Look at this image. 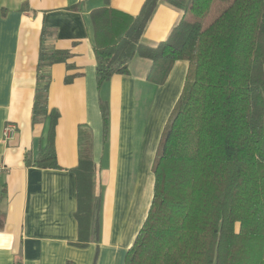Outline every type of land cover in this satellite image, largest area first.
<instances>
[{"label": "trees", "instance_id": "obj_1", "mask_svg": "<svg viewBox=\"0 0 264 264\" xmlns=\"http://www.w3.org/2000/svg\"><path fill=\"white\" fill-rule=\"evenodd\" d=\"M159 1L144 0L131 15L105 0L90 13L98 86L129 74L134 57L151 61L157 84L176 61L187 62L151 164L152 198L124 264H264V0H162L181 17L164 40L148 45L141 37ZM48 35L41 30L31 107L32 125L46 122L47 131L37 156L24 162L56 168L59 112L47 102L48 68L70 53L45 49ZM87 149L72 168L77 247L99 238L101 199Z\"/></svg>", "mask_w": 264, "mask_h": 264}, {"label": "crops", "instance_id": "obj_2", "mask_svg": "<svg viewBox=\"0 0 264 264\" xmlns=\"http://www.w3.org/2000/svg\"><path fill=\"white\" fill-rule=\"evenodd\" d=\"M144 0H107L135 15ZM78 4V9L71 7ZM105 0H0V264H124L152 198L156 148L182 88L187 62L176 61L162 84L148 75L151 61L134 57L129 74L96 82L90 13ZM181 11L160 0L141 40H164ZM43 47L70 55L49 66V107L55 127L56 168L27 165L44 145L47 123L32 125L41 30ZM150 77V78H149ZM148 102V103H147ZM108 110L106 131L102 108ZM146 111L139 119V108ZM6 123L16 127L2 138ZM87 141V143H86ZM96 165L94 191L101 199L99 238L77 247L76 180L81 150ZM108 166L102 167L104 156ZM136 164V165H134Z\"/></svg>", "mask_w": 264, "mask_h": 264}, {"label": "built area", "instance_id": "obj_3", "mask_svg": "<svg viewBox=\"0 0 264 264\" xmlns=\"http://www.w3.org/2000/svg\"><path fill=\"white\" fill-rule=\"evenodd\" d=\"M16 134V127L12 123H6L2 129V138L4 140L12 139ZM6 170V166L3 163H0V173Z\"/></svg>", "mask_w": 264, "mask_h": 264}, {"label": "rangeland", "instance_id": "obj_4", "mask_svg": "<svg viewBox=\"0 0 264 264\" xmlns=\"http://www.w3.org/2000/svg\"><path fill=\"white\" fill-rule=\"evenodd\" d=\"M148 103V102H147ZM138 112H139V119H143V117H144V114L146 113V111H144V110H142V105H141V107L139 108V110H138ZM106 158H107V156L105 155L104 156V158H103V161H102V167L104 166H108V164H107V162H106ZM134 165H136V164H134Z\"/></svg>", "mask_w": 264, "mask_h": 264}]
</instances>
